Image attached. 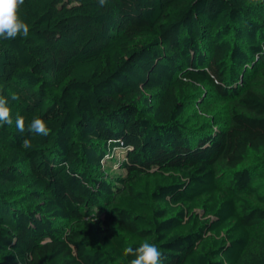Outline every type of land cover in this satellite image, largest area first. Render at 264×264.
Wrapping results in <instances>:
<instances>
[{
    "label": "trees",
    "instance_id": "trees-1",
    "mask_svg": "<svg viewBox=\"0 0 264 264\" xmlns=\"http://www.w3.org/2000/svg\"><path fill=\"white\" fill-rule=\"evenodd\" d=\"M20 14L29 36L0 40V264H129L145 240L163 264H264V0Z\"/></svg>",
    "mask_w": 264,
    "mask_h": 264
},
{
    "label": "clouds",
    "instance_id": "clouds-1",
    "mask_svg": "<svg viewBox=\"0 0 264 264\" xmlns=\"http://www.w3.org/2000/svg\"><path fill=\"white\" fill-rule=\"evenodd\" d=\"M108 0H98L101 7L107 4ZM25 6V0H0V40H14L18 37L27 38L30 33V25L25 22L21 12ZM18 95H13L12 100H18ZM12 125L11 108L9 100L4 95H0V126ZM15 126L19 133L30 132L36 135L47 137L51 133V128L45 120L34 117L26 128L25 118L17 116ZM25 147H31L30 142L24 141ZM123 255L132 256L129 264H163L165 259L163 251L155 243L144 241L138 247H125Z\"/></svg>",
    "mask_w": 264,
    "mask_h": 264
},
{
    "label": "rangeland",
    "instance_id": "rangeland-1",
    "mask_svg": "<svg viewBox=\"0 0 264 264\" xmlns=\"http://www.w3.org/2000/svg\"><path fill=\"white\" fill-rule=\"evenodd\" d=\"M206 119L208 120V118H205V120ZM105 167L111 170L110 174H114V175L125 174V172L119 168V164L117 162H113V161L106 162ZM251 249L264 250V237H261L259 235L254 236L251 242Z\"/></svg>",
    "mask_w": 264,
    "mask_h": 264
}]
</instances>
